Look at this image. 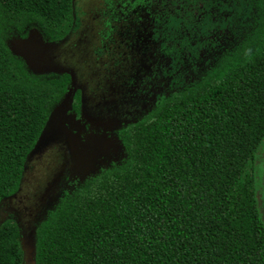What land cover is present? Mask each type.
I'll return each mask as SVG.
<instances>
[{"label":"trees","instance_id":"1","mask_svg":"<svg viewBox=\"0 0 264 264\" xmlns=\"http://www.w3.org/2000/svg\"><path fill=\"white\" fill-rule=\"evenodd\" d=\"M75 2L0 0V206L20 191L73 84L68 73L31 72L9 41L37 27L63 43ZM226 4L236 11L231 43L212 44L205 63L189 62V85L122 127L120 164L62 193L36 229V264H264V0H105L118 22L178 19L180 40L166 52L180 62ZM83 106L77 89L71 113L81 118ZM0 264H26L14 217L0 223Z\"/></svg>","mask_w":264,"mask_h":264},{"label":"rangeland","instance_id":"2","mask_svg":"<svg viewBox=\"0 0 264 264\" xmlns=\"http://www.w3.org/2000/svg\"><path fill=\"white\" fill-rule=\"evenodd\" d=\"M75 9V31L61 44L46 43L37 27L27 39L9 41L34 74L73 77L66 100L28 160L20 191L0 206V223L14 217L22 228L26 264H36V229L62 193L123 161L125 151L118 137L122 127L142 117L172 87L189 85L193 79L189 62L205 63L212 44L231 43L236 12L234 4H226L220 18L202 28L197 50L180 62L166 52L169 44L180 40L178 19L156 24L129 17L118 22L107 17L105 0H76ZM77 89L85 94L81 118L71 113ZM263 175L261 164L262 184Z\"/></svg>","mask_w":264,"mask_h":264},{"label":"flooded vegetation","instance_id":"3","mask_svg":"<svg viewBox=\"0 0 264 264\" xmlns=\"http://www.w3.org/2000/svg\"><path fill=\"white\" fill-rule=\"evenodd\" d=\"M73 33H74V32H73ZM73 33H72V35H73ZM72 35H71V36H72ZM71 36H69V38H70ZM69 38H68V39H69ZM66 40H67V39H66ZM66 40H65V41H66ZM65 41H64V42H65ZM60 44H61V43H60ZM83 101H84V103H85V94H84V92H83ZM83 107H84V106H83Z\"/></svg>","mask_w":264,"mask_h":264},{"label":"water","instance_id":"4","mask_svg":"<svg viewBox=\"0 0 264 264\" xmlns=\"http://www.w3.org/2000/svg\"><path fill=\"white\" fill-rule=\"evenodd\" d=\"M75 1V0H74ZM55 113V112H54ZM54 113H53V115H54ZM53 115H52V117H53ZM52 119V118H51Z\"/></svg>","mask_w":264,"mask_h":264}]
</instances>
